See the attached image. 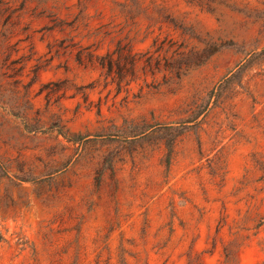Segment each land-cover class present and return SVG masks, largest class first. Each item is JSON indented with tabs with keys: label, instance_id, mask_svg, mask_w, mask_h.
Listing matches in <instances>:
<instances>
[{
	"label": "rangeland",
	"instance_id": "1",
	"mask_svg": "<svg viewBox=\"0 0 264 264\" xmlns=\"http://www.w3.org/2000/svg\"><path fill=\"white\" fill-rule=\"evenodd\" d=\"M0 264H264V0H0Z\"/></svg>",
	"mask_w": 264,
	"mask_h": 264
}]
</instances>
